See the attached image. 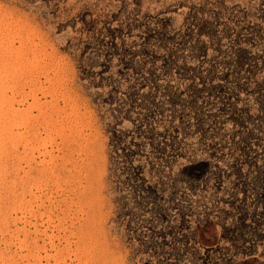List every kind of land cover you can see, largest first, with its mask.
<instances>
[{
	"label": "rangeland",
	"instance_id": "rangeland-1",
	"mask_svg": "<svg viewBox=\"0 0 264 264\" xmlns=\"http://www.w3.org/2000/svg\"><path fill=\"white\" fill-rule=\"evenodd\" d=\"M0 69V264H264V0H0Z\"/></svg>",
	"mask_w": 264,
	"mask_h": 264
},
{
	"label": "bare ground",
	"instance_id": "bare-ground-1",
	"mask_svg": "<svg viewBox=\"0 0 264 264\" xmlns=\"http://www.w3.org/2000/svg\"><path fill=\"white\" fill-rule=\"evenodd\" d=\"M37 44H38V43H37ZM37 44H36V46H37ZM20 45H21V44H20ZM20 45H19V46H20ZM30 45H31V44H30ZM11 46H12V45H11ZM13 47H14V46H13ZM34 47H35V46H34ZM40 47H41V46H40ZM28 48L30 49V47H28ZM36 48H37V47H36ZM10 49H11V48H10ZM10 49H9V50H10ZM5 51H6V50H5ZM11 51H12V50H11ZM31 51H32V50H31ZM12 52H14V51H12ZM16 52L18 53V51H16ZM5 55H8V54H5ZM9 55H10V54H9ZM11 55H12V54H11ZM14 56H15V55H14ZM6 57H9V56H6ZM9 58H10V57H9ZM17 58H18V57H17ZM17 58H16V59H17ZM5 60H6V59H5ZM2 61H3V60H2ZM15 62H16V61H15ZM10 63H11V62H10ZM17 63H18V62H17ZM4 64H5V63H3V65H4ZM13 64H14V62H13ZM11 65H12V64H11ZM15 65H16V64H15ZM16 66H17V65H16ZM10 67H11V66H10ZM13 67H14V66H13ZM17 67H18V66H17ZM4 68H5V67H4ZM7 69H8V68H7ZM9 69H10V68H9ZM14 69H15V67H14ZM22 69H23V68H22ZM0 70H1V69H0ZM42 70H43V69H42ZM3 71H4V70H3ZM5 71H6V70H5ZM9 71H10V70H9ZM13 71H14V70H13ZM22 71H23V70H22ZM2 74H3V72H2ZM8 74H9V73H8ZM10 74H12V73H10ZM20 74H21V73H20ZM20 74H18V75H20ZM3 75H4V74H3ZM15 75H16V74H15ZM29 75H30V74H29ZM1 76H2V75H1ZM5 76H7V75H5ZM12 77H13V74H12ZM16 77H18V76H16ZM16 77H15V78H16ZM6 78H7V77H6ZM28 78H30V77H28ZM19 80H20V79H19ZM26 80H27V79H26ZM28 80H29V79H28ZM0 81H1V79H0ZM11 81H12V80H11ZM17 81H18V80H17ZM34 81H36V80H34ZM1 82H2V81H1ZM3 82H4V81H3ZM7 82H8V81H7ZM7 82H6V83H7ZM24 82H25V81H24ZM26 82H28V81H26ZM4 83H5V82H4ZM2 84H3V83H2ZM31 84H32V83H31ZM4 85H5V84H4ZM8 85H9V84H8ZM8 85H7V86H8ZM18 85H19V84H18ZM20 85H21V84H20ZM38 85H39V84H38ZM9 86H10V85H9ZM11 86H12V85H11ZM25 86H26V85H25ZM19 87H20V86H19ZM21 87H22V86H21ZM2 88H3V87H2ZM4 88H5V87H4ZM16 88H17V87H16ZM23 88H24V87H23ZM28 88H29V87H28ZM34 88H35V87H34ZM36 88H37V87H36ZM36 88H35V89H36ZM29 90H30V89H29ZM31 90H32V89H31ZM31 90H30V91H31ZM2 91H3V90H2ZM35 91H36V90H35ZM38 91H39V90H38ZM13 92H14V91H13ZM22 92H23V91H22ZM3 93H4V91H3ZM19 93H21V92H19ZM25 94H26V92H25ZM34 94H35V92H34ZM34 94H33V95H34ZM36 94H37V92H36ZM3 95H4V94H3ZM7 95H8V94H7ZM7 95H6V96H7ZM27 95H28V94H27ZM33 95H32V96H33ZM24 96H25V95H24ZM28 96H29V95H28ZM28 96H27V97H28ZM1 97H2V95H1ZM10 97H11V96H10ZM16 97H17V96H16ZM34 97L36 98V96H34ZM2 98H5V97H2ZM13 98H14V97H13ZM6 99H7V98H6ZM24 99H25V98H24ZM0 100H2V99L0 98ZM32 100H33V99H32ZM3 101H4V100H3ZM7 101H9V100H7ZM19 101H20V100H19ZM33 102H35V101H33ZM6 103H7V102H6ZM15 103H16V102H15ZM30 103H31V102H30ZM18 104H19V103H18ZM2 105H3V104H2ZM7 105H8V104H7ZM27 105H28V104H27ZM33 105H34V104H33ZM33 105H32V106H33ZM3 106H4V105H3ZM5 106H6V105H5ZM24 106H25V105H24ZM35 106H36V105H35ZM6 107H8V106H6ZM17 107H18V106H17ZM17 107H16V108H17ZM4 108H5V107H4ZM9 108H11V107H9ZM18 108H19V107H18ZM26 108H28V107H26ZM33 108H34V107H32V109H33ZM24 109H25V108H24ZM34 109H36V108H34ZM37 109H38V108H37ZM6 110H7V109H6ZM10 110H13V105H12V109H10ZM17 110H18V109H17ZM17 110H16V112H17ZM20 110H22V109H20ZM2 111H3V110H2ZM7 111H8V110H7ZM29 111H31V110H29ZM39 111H40V108H39ZM4 112H5V111H4ZM8 112H10V111H8ZM8 112H7V113H8ZM11 112H12V111H11ZM13 112H14V110H13ZM24 112H25V111H24ZM37 112H38V111H37ZM42 112H43V111H42ZM42 112H39V113L41 114ZM0 113H1V112H0ZM18 113H20V112H18ZM22 113H23V112H22ZM22 113H21V114H22ZM25 113H26V112H25ZM10 114H11V113H10ZM14 114H15V112H14ZM26 114H27V113H26ZM43 114L45 115V113H43ZM7 115H8V114H7ZM28 115H29V114H28ZM41 116H42V115H41ZM47 116H48V115H47ZM3 117H4V116H3ZM42 117H43V116H42ZM37 118H38V117H37ZM37 118H36V119H37ZM11 119H12V117H11ZM20 119H21V118H20ZM40 119H41V118H40ZM43 119H44V118H43ZM48 119H49V117H48ZM2 120H3V119H2ZM8 120H9V119H8ZM13 120H15L14 117H13ZM5 121H6V120H5ZM27 121H28V119H27ZM46 121H47V120H46ZM46 121H45V122H46ZM3 122H4V121H3ZM30 122H31V121H30ZM42 122H43V121H42ZM48 122H49V121H47V123H48ZM1 123H2V122H1ZM10 123H11V122H10ZM32 123H34V122H32ZM38 123H39V121H38ZM47 123H45V124H47ZM19 124H21V123H19ZM27 124H28V123H27ZM27 124H26V126H27ZM11 125H12V124H11ZM22 125H24V124H22ZM34 125H35V123H34ZM47 125H48V124H47ZM12 126H13V125H12ZM12 126H11V127H12ZM28 126H29V125H28ZM32 126H33V125H32ZM42 126H43V124H42ZM2 127H4V125H3ZM45 127H46V126H45ZM48 127H49V126H48ZM8 128L10 129V127H8ZM19 128H20V127H19ZM34 128H35V127H34ZM46 128H47V127H46ZM2 129H3V128H2ZM5 129H6V128H5ZM25 129H26V128H25ZM42 129H44V128H42ZM10 130H11V129H10ZM46 130H47V129H46ZM5 131H6V130H5ZM11 131H12V130H11ZM11 131H9L10 136L14 135V134L11 135V133H10ZM34 131H35V130H34ZM36 131H37V130H36ZM1 132H2V131H1ZM1 132H0V133H1ZM6 132H7V131H6ZM30 133H32V132H30ZM33 133H34V132H33ZM44 133H45V132H44ZM9 134H8V135H9ZM26 134H27V133H26ZM46 134H47V133H46ZM2 135H3V134H2ZM5 135H6V134H5ZM18 135H19V134H18ZM31 135H32V134H31ZM4 137H5V136H4ZM16 137H17V135H16ZM18 137H19V136H18ZM24 137H25V136H24ZM34 137H35V136H34ZM8 138H9V137H8ZM10 138H11V137H10ZM19 138H20V137H19ZM19 138H17V139H19ZM42 138H43V137H42ZM50 138H51V137H50ZM25 139H26V138H25ZM35 139H36V138H35ZM38 139H39V138H38ZM3 140H4V139H3ZM6 140H7V138H6ZM29 140H30V139H29ZM36 140H37V139H36ZM41 140H42V139H41ZM4 141H5V140H4ZM8 141H9V139H8ZM12 141H13V140H12ZM16 141H17V140H16ZM31 141H32V140H31ZM50 141H51V140H50ZM50 141H49V142H50ZM28 142H29V141H28ZM3 143H4V142H3ZM22 143H23V142H22ZM24 143H26V142H24ZM30 143H31V142H30ZM4 144H5V143H4ZM9 144H10V143H9ZM11 144H12V143H11ZM19 144H20V143H18L17 145H19ZM37 144H38V143H37ZM40 144H41V143H40ZM68 144H69V143H68ZM68 144H67V145H68ZM24 145L26 146V144H24ZM31 145H32V144H31ZM41 145H42V144H41ZM45 145H46V144H45ZM45 145H44V146H45ZM1 146H2V145H1ZM33 146H34V145H33ZM8 147H9V146H8ZM10 147H11V146H10ZM10 147H9V148H10ZM16 147H17V146H16ZM19 147H20V146H19ZM66 147H67V146H66ZM2 148H3V147H2ZM24 148H25V147H24ZM24 148H22V149H24ZM30 148H31V147H30ZM32 148H33V147H32ZM36 148H37V147H36ZM12 149H13V146H12ZM12 149H10V150H12ZM38 149H39V148H38ZM28 150H30V149L28 148ZM22 151H23V150H22ZM30 151H31V150H30ZM71 151H73V150H71ZM20 152H21V150H20ZM32 152H33V149H32ZM43 152H44V151H43ZM11 153H12V152H11ZM25 153H26V151H25ZM27 153H28V151H27ZM40 153H41V152H40ZM48 153H49V152H48ZM69 153H70V152H69ZM2 154H3V153H2ZM38 154H39V153H38ZM66 154H67V153H66ZM19 155H20V154H19ZM23 155H24V153H23ZM27 155H28V154H27ZM67 155H68V154H67ZM71 155H72V154H71ZM71 155H70V156H71ZM68 156H69V155H68ZM29 157H30V156H29ZM34 157H35V156H34ZM71 157H72V156H71ZM18 158H19V157H18ZM23 158L25 159L24 156H23ZM32 158H33V157H32ZM21 159H22V158H21ZM67 159L69 160L68 157H67ZM22 160H23V159H22ZM26 160H27V159H26ZM23 161H24V160H23ZM34 161H35V159H34ZM66 162H67V161H66ZM69 162H70V161H69ZM21 165H22V164H21ZM21 165H20V166H21ZM24 165H25V164H24ZM74 165H75V163H74ZM32 166H33V165H32ZM23 167H24V166H23ZM23 167H22V169H23ZM29 167H31V166H29ZM29 167H28V168H29ZM34 167H35V166H34ZM75 169H76V167H75ZM32 170H33V169H32ZM32 170H31V172H32ZM39 170H40V169H39ZM25 171H26V170H25ZM27 171H28V170H27ZM29 171H30V170H29ZM76 171H77V170H76ZM73 172H74V171H73ZM79 172H80V171H79ZM76 173H77V172H76ZM76 173H75V174H76ZM29 174H30V173H29ZM29 174H27V175H29ZM68 175H69V174H68ZM80 175H81V174H80ZM80 175H79V176H80ZM29 176H30V175H29ZM27 177H28V176H27ZM73 177H74V176H73ZM29 178H30V177H29ZM21 179H22V178H21ZM21 179H20V180H21ZM32 179H34V178H32ZM22 181H23V180H22ZM26 181H27V180H26ZM30 181H31V179H30ZM77 181H78V180H77ZM28 182H29V180H28ZM69 182H70V181H69ZM23 183H25V182L23 181ZM66 183H67V182H66ZM72 185H73V184H72ZM72 185H71V186H72ZM78 185H79V183H78ZM31 186H32V185H31ZM85 186H86V185H85ZM85 186H84V187H85ZM24 187H25V185H24ZM72 187H73V186H72ZM76 187H77V186H76ZM26 188H27V187H26ZM72 190H73V189H72ZM73 191H74V190H73ZM29 192H30V190H29ZM74 192H75V191H74Z\"/></svg>",
	"mask_w": 264,
	"mask_h": 264
}]
</instances>
